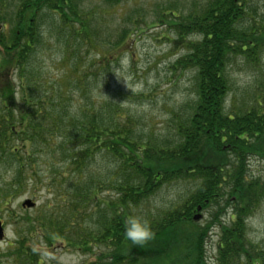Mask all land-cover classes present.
I'll list each match as a JSON object with an SVG mask.
<instances>
[{
  "label": "trees",
  "instance_id": "obj_1",
  "mask_svg": "<svg viewBox=\"0 0 264 264\" xmlns=\"http://www.w3.org/2000/svg\"><path fill=\"white\" fill-rule=\"evenodd\" d=\"M124 1L101 0L103 4ZM174 1L158 10L155 20L173 29L177 38L167 37L170 41L184 45V53L173 65L191 72L193 101L177 117L173 136L153 140L143 128L145 137L137 134L142 139L137 144L133 131L138 126L136 115L113 97L99 98L96 89L102 72H88L110 65L107 62L112 56L98 53L99 58L83 72H74L78 64L73 63L81 56L71 55L69 38L74 36L72 45L78 40L83 45L86 41L92 47L97 45L85 20L88 13L79 11L73 0H0V20L13 25L8 36L0 35V50L5 53H0V168L9 167L12 173L8 180L3 178L5 172L4 176L0 173V207L10 205L31 180L41 177L22 158L35 162L41 160L36 156L48 150L53 154L51 166H46L56 171L48 179L55 184L58 205L62 204L56 209L48 203L50 207L37 215L13 214L16 241L8 244L10 248L0 256L8 258L7 262L0 264H48L39 255L35 240L48 247L59 243L83 252L101 246L112 250L108 255L100 252L89 264H161L172 249H190L178 233L186 223H194L193 211L198 206L220 205L224 199L229 203L235 195L238 203L230 201L235 206L229 224L224 223L218 234V264H239L242 259L247 264H264V246L247 238L253 207L264 202V180L246 177L253 156L264 160V72L257 93L241 104L232 96L229 104L232 81L228 71L237 55L256 65L264 60V10L260 14L259 9L258 14L255 0ZM41 6L58 16L60 27L64 23L80 25L75 34L71 30V35L68 32L55 43L62 45L66 87L59 84L54 94L49 89L41 93L40 72H31L36 67L35 54L45 45L38 27L42 25ZM139 28L137 23L133 29ZM120 31L116 41L109 42V51L115 53L127 44V28ZM45 80L50 83L47 77ZM69 90L80 94L83 104L68 105ZM109 153L119 174L102 169L111 161ZM58 176L64 182L57 184ZM177 180L190 182L183 205L150 221L153 239L132 245L123 234L124 217L164 183ZM107 186L118 190L114 200L101 198ZM227 206L220 207L219 217L227 214ZM197 238L200 245L198 251L195 244V263L206 264L203 238L196 236V243Z\"/></svg>",
  "mask_w": 264,
  "mask_h": 264
},
{
  "label": "rangeland",
  "instance_id": "obj_2",
  "mask_svg": "<svg viewBox=\"0 0 264 264\" xmlns=\"http://www.w3.org/2000/svg\"><path fill=\"white\" fill-rule=\"evenodd\" d=\"M14 1V0H10ZM183 1V0H177ZM74 5H77V9L81 12L88 13V17L85 20L90 25V31L93 32V37L96 39V47L89 45V41H86L83 45L79 40L72 45V38L69 39V52H76L77 56H81L75 63L77 67H74V72L84 68L91 64L92 61L99 58L98 53L101 55L106 53L108 57H111L107 62L110 65L104 67L88 69V72H102L99 78V87L96 92L99 94V98L113 97L121 103L123 108L130 110L136 115L137 125L133 130L139 137L144 138L145 135L142 131L150 132L152 139H164L166 137L173 136V129L176 123V119L179 114H185L187 111V105L191 104L194 97L193 76L189 70L175 69L174 65L176 60L184 53L183 44H177L174 41H170L167 37L176 39V35L173 29L168 25H162V23L156 21V14L158 10L163 7H168L169 3H175L174 0H125L123 4H103L101 0H73ZM261 12L264 10V0H255ZM39 13V19L41 18L42 25L38 26L41 30V34L44 36L45 45L40 52L35 54V66L31 72H40L41 80L39 87L40 92L43 93L46 89H49L48 93L54 94L59 90V84L66 87L65 74L66 70L63 69L64 62L60 59V50L58 43V37L63 40L66 33L71 35L74 30V34L79 30V23H72L66 25L65 23L59 26L58 16L52 13L45 6H41ZM10 10V9H8ZM12 10V9H11ZM139 23L140 28L136 31L134 25ZM55 24V25H53ZM5 25V26H4ZM12 22L4 24L0 20V35L8 36L12 28ZM60 27V28H59ZM69 28V30H68ZM122 28H127L128 35L126 37L127 44H123L118 50L112 51L111 44L116 41L118 34ZM72 30V31H71ZM61 33V36L59 35ZM64 45V43H63ZM67 45V44H66ZM94 49V50H93ZM110 52V53H109ZM1 56L5 53L0 50ZM118 53V55H117ZM73 56V55H72ZM264 59V58H263ZM71 58H68L69 63ZM113 60V62H111ZM63 63V65H61ZM96 70V71H95ZM98 70V71H97ZM229 75L232 81V91L229 97V104L231 103L232 96L238 104H241L244 100H249L257 93V82L261 77V73L264 72V60L260 65L250 63L244 55H237L232 59L231 65L228 67ZM71 72V71H70ZM49 74V75H44ZM39 75V76H40ZM44 77L50 80L48 83L44 81ZM62 78V79H61ZM64 80V81H63ZM19 82V78H17ZM37 88V86H36ZM68 89H71L70 86ZM123 94V95H122ZM31 93L28 94L30 96ZM125 95V96H124ZM66 103L71 106H78L83 104L84 99L76 91H67ZM144 128V129H143ZM138 130V131H137ZM144 131V132H145ZM137 132V133H136ZM136 143L142 141L140 138H136ZM46 155L41 153L40 156H36L41 160L34 162H27L22 158V161L26 165L36 168L40 172V179L31 180L28 187L20 191L17 195L18 198L14 199L10 205L6 207H0V220L4 223L5 237L0 240V256H3V252H7L10 248L8 244H12L16 241L17 229L15 222H13L12 215H26L42 213L47 209L48 203L56 208L60 209L61 205H58L60 199L57 197L56 189L54 185H51L48 177L52 176L51 172H56L49 166L51 163V150H48ZM212 157V153H207ZM111 159L109 163L103 167V171H110L112 174H119L117 164L112 160V155L109 153L107 159ZM105 159V158H102ZM47 161L49 163H44ZM229 162H232V154L229 156ZM246 177L248 180H254L256 178H262L264 180V160L257 156H253L248 165ZM12 168V167H11ZM14 168V166H13ZM8 169V170H7ZM1 174L6 176L4 179H9L12 175L10 168L2 166L0 168ZM226 170V169H225ZM13 172V171H12ZM132 173V172H131ZM132 175V174H131ZM117 177V175H115ZM120 177V176H119ZM64 182L62 176L57 177V184ZM189 181L177 180L173 182H166L160 188L152 192L150 196L144 199L140 205L135 206L137 212L146 217L149 221L159 219L166 211L173 207H179L183 205L188 188ZM107 189L102 191L101 198L105 200H114L116 197L117 189H112L113 186H107ZM232 189L228 196H231ZM32 199L36 201L34 207L22 206L23 201L26 199ZM57 198V201H56ZM232 202H236V195ZM224 199V198H223ZM222 199L220 200L221 203ZM223 202L227 204V214L219 217L222 212L220 207H224L222 202L220 205L212 204L209 207H201V210H194L193 214L201 213L199 219H196L194 223H186L182 229L179 230V235L183 236V240L188 242L190 249H172L168 255L161 260H164L161 264H196L197 253L195 251V244L199 251V241L195 242L196 236H201L203 241V257H205L206 264H214V259L211 260V256L215 255L218 259L217 242H219V236L216 235L217 231L222 230V225L229 224L230 214L234 212L232 202ZM57 202V205L54 204ZM51 206V207H52ZM221 210V211H219ZM211 214H215L216 217ZM219 218V219H218ZM221 221L224 223L219 226ZM214 227V228H213ZM213 228V230H212ZM212 230V231H211ZM186 237V239H185ZM247 238L264 246V202L261 204H255L253 210L247 220ZM35 246L38 248V253L44 258L48 264H89L93 260L98 259L99 253L104 251L108 255L112 252L111 249L101 246V248H94L92 252H83L72 246H65L63 244L57 245V247H48L44 243H40L35 240ZM187 260L185 262V258ZM214 257V258H215ZM215 258V260H216ZM6 257H2L0 261L7 262ZM110 259L104 261L109 262ZM102 262V261H101ZM105 263V262H104ZM239 264H247L243 259Z\"/></svg>",
  "mask_w": 264,
  "mask_h": 264
},
{
  "label": "clouds",
  "instance_id": "obj_3",
  "mask_svg": "<svg viewBox=\"0 0 264 264\" xmlns=\"http://www.w3.org/2000/svg\"><path fill=\"white\" fill-rule=\"evenodd\" d=\"M124 237L132 245H144L154 237L151 222L132 209L123 219Z\"/></svg>",
  "mask_w": 264,
  "mask_h": 264
},
{
  "label": "water",
  "instance_id": "obj_4",
  "mask_svg": "<svg viewBox=\"0 0 264 264\" xmlns=\"http://www.w3.org/2000/svg\"><path fill=\"white\" fill-rule=\"evenodd\" d=\"M35 202L32 200V199H26L24 202H23V206L24 207H33L35 206ZM200 209V207H199ZM200 217V215H196L194 218L195 219H198ZM5 236V231H4V226H3V223L2 221L0 220V239H3V237Z\"/></svg>",
  "mask_w": 264,
  "mask_h": 264
}]
</instances>
